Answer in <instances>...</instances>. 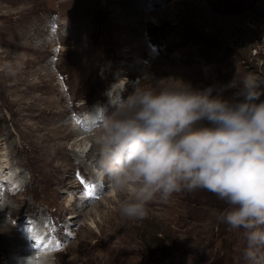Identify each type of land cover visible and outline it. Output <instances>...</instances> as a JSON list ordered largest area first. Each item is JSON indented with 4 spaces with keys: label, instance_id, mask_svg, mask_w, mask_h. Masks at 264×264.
Returning a JSON list of instances; mask_svg holds the SVG:
<instances>
[{
    "label": "rangeland",
    "instance_id": "374dc122",
    "mask_svg": "<svg viewBox=\"0 0 264 264\" xmlns=\"http://www.w3.org/2000/svg\"><path fill=\"white\" fill-rule=\"evenodd\" d=\"M7 64L22 67L10 76ZM248 74L264 80V0H0V155L13 169L3 220L48 264H247L243 229L217 219L228 206L207 190L156 199L143 221L123 217L122 197L98 183L94 138L97 106L110 114V97L126 99L138 79L204 89Z\"/></svg>",
    "mask_w": 264,
    "mask_h": 264
},
{
    "label": "clouds",
    "instance_id": "9594fccd",
    "mask_svg": "<svg viewBox=\"0 0 264 264\" xmlns=\"http://www.w3.org/2000/svg\"><path fill=\"white\" fill-rule=\"evenodd\" d=\"M20 67L7 64L5 74ZM139 81L126 99L110 97V114L96 108L97 175L122 197L120 214L143 221L156 199L207 190L228 206L217 219L243 229L247 264H264V80L248 74L239 85L204 89L142 88Z\"/></svg>",
    "mask_w": 264,
    "mask_h": 264
},
{
    "label": "bare ground",
    "instance_id": "6f19581e",
    "mask_svg": "<svg viewBox=\"0 0 264 264\" xmlns=\"http://www.w3.org/2000/svg\"><path fill=\"white\" fill-rule=\"evenodd\" d=\"M97 117V115H96ZM89 118H92V117H89ZM90 122V121H89ZM92 125V123H91ZM85 127H88L87 123L85 124ZM83 130V129H82ZM80 129H78V131L74 128L70 130V135H75V136H78V135H83L85 134V132H83ZM7 134V133H5ZM70 135H67V136H70ZM7 136V135H6ZM66 137V136H65ZM64 137V138H65ZM86 138V137H85ZM83 138V139H85ZM68 139V137H67ZM82 139V140H83ZM86 141L83 142V144H81V149L78 151V155L77 157L80 159V158H83V157H87L88 156V153H87V149H88V144L85 145ZM94 146V145H93ZM77 152V151H76ZM5 153V152H4ZM7 153V152H6ZM8 154V153H7ZM9 155V154H8ZM9 157V156H8ZM6 158V155L4 154H1L0 155V173H3V171L5 172L6 171V167L8 166L9 167V172H7L6 174L4 175H1L0 174V177L1 176H4L2 178H0V188L2 187L3 185V182L6 180H9L11 179V176L10 177H6L7 174L9 173H12L13 169H12V166L10 165V163H12V161L10 160V158ZM78 160V159H76ZM96 161V160H95ZM14 165V164H13ZM16 165V164H15ZM14 165V166H15ZM11 167V168H10ZM18 169V168H17ZM14 173V172H13ZM15 173L17 174L16 175V179L18 177L21 176L22 172L21 170H19V172L15 171ZM93 175H94V178L97 177V175H95L94 172H92ZM19 174V175H18ZM6 177V178H5ZM100 179L98 177V183H99ZM11 188H8V189H5V194H7V196L9 197L10 196V193H14V191H18V190H21L20 187H16V186H21L19 183L17 182H13ZM9 187V185H8ZM99 187V186H98ZM12 189V192H9V190ZM3 190V189H2ZM153 204V203H152ZM82 208V206H81ZM1 210H4V212L6 211L7 213L10 211H13V208H11L10 206L6 207V208H1L0 207V211ZM3 214L0 213V233H2V236H4L5 240H3L4 242V248H1L2 250L5 251V253L7 254V257L8 260H10V264H48V261H46V257L43 255L41 256L39 253L36 254V246H33V244H31V241H32V238L28 236V233H18L16 234L17 231L13 230V232H11V228H9L8 226V223H7V220H3ZM40 224H44V221L41 220L39 222ZM41 227H43V225H40ZM16 228V227H15ZM18 230V229H17ZM10 231V232H9ZM22 234L23 237H21L18 241L15 240V238H17L18 236H20ZM6 235V236H5ZM16 235V236H15ZM11 239V240H10ZM10 240V241H9ZM41 240L40 237L36 238V245L37 243ZM16 243V245L13 246V244ZM45 244V242L43 243L42 242V245ZM8 246H12L13 249H9ZM41 248V247H40ZM38 249V248H37ZM36 255V256H35ZM23 256V257H22ZM25 257V258H24ZM45 257V258H44Z\"/></svg>",
    "mask_w": 264,
    "mask_h": 264
},
{
    "label": "snow or ice",
    "instance_id": "6c2138e0",
    "mask_svg": "<svg viewBox=\"0 0 264 264\" xmlns=\"http://www.w3.org/2000/svg\"><path fill=\"white\" fill-rule=\"evenodd\" d=\"M96 187H98V186H96ZM57 247H59V246H57Z\"/></svg>",
    "mask_w": 264,
    "mask_h": 264
}]
</instances>
